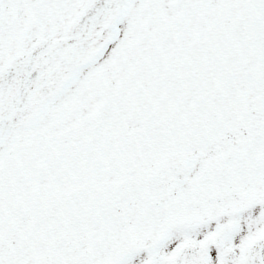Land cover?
<instances>
[{
	"label": "snow or ice",
	"instance_id": "obj_1",
	"mask_svg": "<svg viewBox=\"0 0 264 264\" xmlns=\"http://www.w3.org/2000/svg\"><path fill=\"white\" fill-rule=\"evenodd\" d=\"M0 264H264V0H0Z\"/></svg>",
	"mask_w": 264,
	"mask_h": 264
}]
</instances>
